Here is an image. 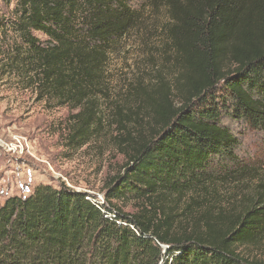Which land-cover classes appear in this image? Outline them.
I'll list each match as a JSON object with an SVG mask.
<instances>
[{"label":"trees","instance_id":"16d2710c","mask_svg":"<svg viewBox=\"0 0 264 264\" xmlns=\"http://www.w3.org/2000/svg\"><path fill=\"white\" fill-rule=\"evenodd\" d=\"M149 5L166 13L179 66L173 86L160 80L158 98L143 89L149 137L127 130L128 157L103 205L64 183L0 203V264H264L239 250L264 241V170L236 199L215 197L245 172L221 163L236 160L238 145L223 115L264 129V0ZM10 20L23 46L10 48L9 66L39 97L68 106V145L83 144L102 120L109 53L139 13L125 0H16ZM115 118L126 130L129 115L117 107ZM125 192L131 212L112 201Z\"/></svg>","mask_w":264,"mask_h":264},{"label":"rangeland","instance_id":"374dc122","mask_svg":"<svg viewBox=\"0 0 264 264\" xmlns=\"http://www.w3.org/2000/svg\"><path fill=\"white\" fill-rule=\"evenodd\" d=\"M125 1L139 13L138 23L109 53L105 70L107 88L99 100L102 120L97 132L73 147L68 145L72 114L68 106L39 97L8 64L10 48L21 43L10 20L16 0H0V203L8 197L29 195L40 184L57 187L64 183L103 205L108 191L106 183L123 171L128 157L130 146L123 140L127 130L135 137L138 132L149 137L153 120L146 114V106L142 108L144 90L158 98L160 95L153 91L158 89L160 80L173 86L179 66L165 39L164 9H152L149 0ZM35 35L40 40L46 39L39 32ZM222 90L220 84L216 93L227 96ZM117 107L129 115L124 131L115 121ZM222 124L236 136L238 145L233 149L236 160L221 163L226 170L245 169V172L238 180L230 178L217 185L218 205L251 189L254 169L264 170V129L224 115ZM131 197L125 192L112 201L123 211L131 212L134 207ZM239 250L248 257H264V241Z\"/></svg>","mask_w":264,"mask_h":264},{"label":"water","instance_id":"95a60500","mask_svg":"<svg viewBox=\"0 0 264 264\" xmlns=\"http://www.w3.org/2000/svg\"><path fill=\"white\" fill-rule=\"evenodd\" d=\"M164 248H167V246L165 245Z\"/></svg>","mask_w":264,"mask_h":264}]
</instances>
